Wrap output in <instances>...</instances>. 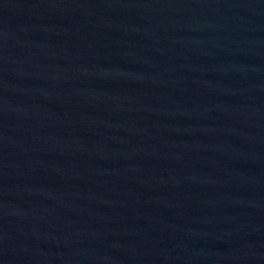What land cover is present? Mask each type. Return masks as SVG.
Here are the masks:
<instances>
[{
  "label": "water",
  "instance_id": "obj_1",
  "mask_svg": "<svg viewBox=\"0 0 264 264\" xmlns=\"http://www.w3.org/2000/svg\"><path fill=\"white\" fill-rule=\"evenodd\" d=\"M0 264H264V0H0Z\"/></svg>",
  "mask_w": 264,
  "mask_h": 264
}]
</instances>
